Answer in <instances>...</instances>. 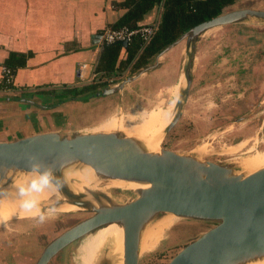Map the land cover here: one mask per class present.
<instances>
[{
	"label": "water",
	"instance_id": "1",
	"mask_svg": "<svg viewBox=\"0 0 264 264\" xmlns=\"http://www.w3.org/2000/svg\"><path fill=\"white\" fill-rule=\"evenodd\" d=\"M248 20L264 22V10L240 8L226 11L189 29L159 56L185 40L189 51L185 62V87L191 84L195 42L207 30ZM123 47L126 42L120 43ZM157 56L147 67L120 83L106 86L84 98L107 97L158 66ZM13 99V98H10ZM179 113L165 130L177 122ZM32 162L50 168L59 177L63 171L84 168L102 180L134 184L135 198L123 203L108 194L82 189L77 195L65 191L67 204L88 214L42 249L34 264H49L63 249L101 227L115 224L122 229V264H139V245L144 229L155 219L171 214L177 218L213 223V226L184 245L166 264H249L264 259V167L247 173L231 164L201 160L145 144L119 132L73 133L49 131L0 141V188L31 173ZM61 186V185H60ZM62 187V186H61ZM63 205L59 197L51 206ZM94 264H113L106 248Z\"/></svg>",
	"mask_w": 264,
	"mask_h": 264
},
{
	"label": "rangeland",
	"instance_id": "2",
	"mask_svg": "<svg viewBox=\"0 0 264 264\" xmlns=\"http://www.w3.org/2000/svg\"><path fill=\"white\" fill-rule=\"evenodd\" d=\"M255 2L263 3L264 0H242L227 11L248 8V5L251 6ZM243 23L252 26L246 28ZM243 23L212 28L197 38L190 87L186 95H183L179 100L177 122L167 133L163 134L159 140L158 148L163 147L180 154L193 155V149L200 146L202 148V153L199 156L201 160L231 164L236 170L244 169L239 163L246 158H250L247 159L249 161H255L253 164L255 166L264 164V100H262V96L258 95V92H254L253 88H250L249 95L242 99L236 96L238 89L246 87L245 81L248 77L250 80V75L247 71L240 74L239 85L241 84V88H238L235 80L237 74L232 75L228 70L221 76L206 74L209 62H216L217 58L219 60L220 57H225L233 50L234 47H230L232 42L240 40V46L243 49L249 47V42L245 41L246 39L242 40L243 38L238 37L237 33L239 32L247 36L248 41L254 39V41H250L252 43L251 50H253L251 54L255 53L256 57L261 56L258 43L260 45L262 41L264 42V24H259L255 20ZM251 35H254L255 38ZM177 46L169 57L177 59L176 66L177 64L178 66L176 68L179 67L182 72L189 51L185 49V40ZM224 50L225 52H223ZM221 68L217 67V70L221 71ZM161 74L163 73H151L146 76V78L156 75L158 78L160 77L158 79L160 82L154 85L153 89L150 87V82L143 89H140L144 87L140 86L141 84H135V86L129 87L131 90L125 89L122 97L118 94L120 90L107 97L91 99L90 102L85 101L68 116L64 127L66 132H62V134L70 136L73 133L100 131V127L108 122H113L117 126L146 124L151 128L156 127L157 131L163 125L170 111L176 91V85L171 83L173 80L168 78L169 74L166 76ZM227 78L230 79L224 82ZM122 80L116 83L118 84ZM182 86L179 95L184 90L185 81ZM128 91H133V93H128ZM228 93L231 94L226 95ZM260 100L261 103H259ZM257 113L258 115L255 116ZM156 131L154 130V132ZM119 134L121 133L119 132ZM255 137L259 138L257 151H254L255 144L251 146ZM244 139H249L252 142L250 143L248 140L244 148H237L239 150L232 149L234 145ZM127 185L113 186L112 183L102 181L100 183V187L111 190V193L107 194L117 203L135 198L134 192L128 190ZM112 191H121V193L112 194ZM47 202L49 199L43 201L42 206H45ZM167 215L155 219L145 229L140 241V246H142L139 248V264H166L184 245L213 226L211 222L181 219ZM87 216L89 215L86 213L68 209L60 211L58 207L56 214L43 222H39L30 215H15L13 218L0 221V264H34L47 243ZM161 220L165 224L160 229L156 225ZM86 236L63 249L49 264H81L80 253L84 249L81 243ZM113 244L114 240L109 243V246ZM105 247L106 245L101 252ZM98 257L99 255L96 258Z\"/></svg>",
	"mask_w": 264,
	"mask_h": 264
},
{
	"label": "crops",
	"instance_id": "3",
	"mask_svg": "<svg viewBox=\"0 0 264 264\" xmlns=\"http://www.w3.org/2000/svg\"><path fill=\"white\" fill-rule=\"evenodd\" d=\"M123 1L0 0V87L3 80L1 69L9 66L13 71L12 89H0V141L49 131L66 132L64 127L68 116L85 103L67 100L71 96L67 90L79 89L85 83L78 81L77 71L81 64H86L88 75L96 78L95 64L102 44L101 33L127 12V8L121 5ZM247 7L264 10V2H255ZM155 12L154 9L149 11L140 23L151 22ZM243 26L250 28L248 26L252 25ZM237 35L242 40L246 39L249 47L243 49L240 40L232 42L230 47H234L233 50L225 57L217 58L216 62H209L206 74L221 76L228 70L232 75L237 74L235 80L237 87L241 88L240 74L247 71L250 80L249 77L246 79V87L238 89L236 96L242 99L253 88L264 100V42L258 43L261 56L256 57L255 53L251 54L250 41L254 39L248 41L241 32ZM176 46L159 56L156 68L125 85L119 96L122 97L125 89L135 84H141L144 87L140 89H143L150 82L153 89L160 82V77L146 78L151 73L169 74L168 78L173 80L171 83L176 85L182 72L176 68L177 59L169 57ZM217 67H222V70H217ZM124 77H127V72ZM248 140H242L232 149L244 148ZM252 141L249 140L257 151L259 138Z\"/></svg>",
	"mask_w": 264,
	"mask_h": 264
},
{
	"label": "trees",
	"instance_id": "4",
	"mask_svg": "<svg viewBox=\"0 0 264 264\" xmlns=\"http://www.w3.org/2000/svg\"><path fill=\"white\" fill-rule=\"evenodd\" d=\"M242 0H124L121 5L127 12L112 29L153 26V35L148 41L134 36L123 47L120 42L101 44L95 64L96 79L84 83L79 89H65L71 98H84L113 85L127 76L136 74L150 65L164 49L197 24L223 14ZM155 10V17L149 23H140L144 16ZM7 66V65H6ZM9 69L11 67L7 66ZM13 75L12 68L10 69ZM12 81L1 80V90L12 89Z\"/></svg>",
	"mask_w": 264,
	"mask_h": 264
},
{
	"label": "bare ground",
	"instance_id": "5",
	"mask_svg": "<svg viewBox=\"0 0 264 264\" xmlns=\"http://www.w3.org/2000/svg\"><path fill=\"white\" fill-rule=\"evenodd\" d=\"M242 23L243 22H241L240 24ZM258 23L264 24V22H258ZM243 24H247V23H243ZM187 47L188 45H185V49H187ZM181 76H180L178 83L176 84L175 97L170 107V111L163 125L159 129H157V131H156V127L151 128L147 126L146 124H143L142 126L141 125L140 126H137V125L125 126L123 124L117 126V124L113 122H108L106 124H103L99 130L102 132H120L128 137H133V138H136L142 141L148 150L158 151L159 140L162 138L165 130L169 127V125L175 119L176 113L178 112V109H179V104H180L179 103V99H180L179 93L183 87L182 83L185 81V68L184 67H183ZM154 130L156 132H154ZM201 153H202V148L200 146L193 149V155L196 156L197 158H199ZM247 159H250V158H246L245 160L239 163V164H242V166L244 167L243 170H245L247 173H252L264 167L263 163L261 165L259 164L255 166L253 165L255 161H249ZM29 178H30V174L21 176L19 179H22V180L14 181L11 185H8L5 187L3 186L0 188V221H5L10 218H13L15 215H19V216L27 215L19 207V199L16 195V187L17 185L26 182ZM60 181H61L60 185L62 187L60 186V189L57 193H54L47 197L46 201H48L49 199V202H47L44 207H48L52 205L54 200L58 196L60 201L63 203V205L59 206L60 211L61 210L65 211L67 209L70 211H75L76 208L74 206H70L67 204L68 198L65 195V191L70 192L73 195H77V193L81 192L82 189H89V190H96V191L104 192L107 194L111 190L109 188L100 187L101 181L105 183H112L113 186H118V185L123 186V185L128 184L127 185L128 190H133L137 188L134 184L124 182V181L99 179L93 174L92 170L89 168H84L80 172H72V171L65 170L61 174ZM76 181H79V182H76ZM118 192L121 193V191H118ZM118 192H113L112 194H116ZM168 215H170V217H175L174 215H171V214H168ZM164 224H165L164 221L161 220L159 223H157L156 227L161 229L163 228ZM144 231H143V234H144ZM143 234H142V237H143ZM113 240H114V244L112 246H109V243H111ZM122 244H123V233H122V229L119 226L112 224V225L101 227L97 230H94L88 236H86L81 243V246L84 248L80 253L81 254V264H93L95 260L97 259L96 257L101 253V250L104 247V245H106V248H109V254L113 259V264H122V252H123ZM141 246L139 245V248ZM249 264H264V259L257 260Z\"/></svg>",
	"mask_w": 264,
	"mask_h": 264
},
{
	"label": "clouds",
	"instance_id": "6",
	"mask_svg": "<svg viewBox=\"0 0 264 264\" xmlns=\"http://www.w3.org/2000/svg\"><path fill=\"white\" fill-rule=\"evenodd\" d=\"M30 168V178L17 185L16 195L19 199L20 209L25 214L35 217L39 222H43L58 211L51 205L42 206V201L59 191L60 178L50 168L43 167L39 162H32Z\"/></svg>",
	"mask_w": 264,
	"mask_h": 264
},
{
	"label": "built area",
	"instance_id": "7",
	"mask_svg": "<svg viewBox=\"0 0 264 264\" xmlns=\"http://www.w3.org/2000/svg\"><path fill=\"white\" fill-rule=\"evenodd\" d=\"M155 28L153 26H140L137 28L129 29V28H119L112 29L110 27L106 28L101 33V43L103 44H111L115 42H128L134 36H139L142 40L148 41L154 33ZM3 80H7L10 82L12 80V75L10 69L7 67H3L1 69ZM78 78L81 82H93L95 81V77L88 75L87 65L81 64L78 67ZM108 86V85H107Z\"/></svg>",
	"mask_w": 264,
	"mask_h": 264
}]
</instances>
